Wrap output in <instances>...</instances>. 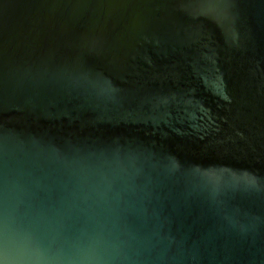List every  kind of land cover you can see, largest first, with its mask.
<instances>
[{"label": "water", "instance_id": "95a60500", "mask_svg": "<svg viewBox=\"0 0 264 264\" xmlns=\"http://www.w3.org/2000/svg\"><path fill=\"white\" fill-rule=\"evenodd\" d=\"M0 264H264V0H0Z\"/></svg>", "mask_w": 264, "mask_h": 264}]
</instances>
